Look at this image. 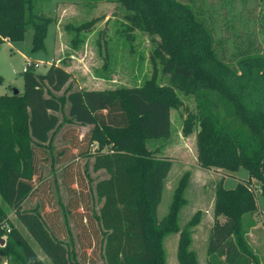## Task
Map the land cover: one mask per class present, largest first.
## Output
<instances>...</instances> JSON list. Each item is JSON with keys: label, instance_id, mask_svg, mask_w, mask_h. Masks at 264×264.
Returning <instances> with one entry per match:
<instances>
[{"label": "trees", "instance_id": "1", "mask_svg": "<svg viewBox=\"0 0 264 264\" xmlns=\"http://www.w3.org/2000/svg\"><path fill=\"white\" fill-rule=\"evenodd\" d=\"M46 1L0 0V45L23 40L32 28L33 50L47 49L45 40L56 18L45 11ZM104 1L121 3L127 20L124 30L140 28L151 35L150 77L140 86L91 90L67 86L57 94L55 90L70 78L68 70L52 65L46 73L37 74L35 68L24 71L22 91L0 94L2 198L55 264H73L70 259L76 256L69 216L79 229V240L87 241L80 253L84 264L97 259L86 247L102 254L106 264H165V238L177 232L180 264H198L190 244L200 210L184 225L179 223L181 208L188 202V171L179 179L167 213L163 217L158 213L174 164L172 157L159 154L172 133L171 109L184 107L183 132L197 130L199 164L248 171V178L233 187L225 186L223 179L216 187L207 264H260L248 237L256 224L257 187L264 199V54L256 35L236 32L234 18L242 17L233 0H221L217 7L206 6L203 0ZM220 9L226 11L228 34L217 36ZM260 19L264 28V8ZM95 22L93 18L66 25L75 32L73 45L81 42V31L91 30ZM109 56L106 51L107 68ZM181 93L195 97V110L185 104ZM67 102L71 116L64 119L91 126L84 131L76 124L66 126L62 138L67 144L54 151L52 136L64 124L57 112H63ZM83 156H93L92 168L105 169L108 176L92 186L78 162ZM56 161H68L62 173L70 193L61 212L64 221L49 184L48 196L40 186L46 184L42 164ZM93 193L102 201L99 212L94 210ZM37 195L42 197L39 206L22 209L27 196ZM3 235L0 254L7 264H44L0 202Z\"/></svg>", "mask_w": 264, "mask_h": 264}, {"label": "rangeland", "instance_id": "2", "mask_svg": "<svg viewBox=\"0 0 264 264\" xmlns=\"http://www.w3.org/2000/svg\"><path fill=\"white\" fill-rule=\"evenodd\" d=\"M206 6L213 5L217 7L221 0H203ZM235 12L240 13L242 19L234 18L236 32L249 31L254 33L257 38L260 51L264 54V28L261 25V12L264 8V0H233ZM45 11L54 16L56 20L50 25L46 37L47 49L33 50V29L29 28L26 36L20 41L6 40L0 45V75L3 81L0 82V94L11 93L15 88L19 91L24 89V70L27 59L40 62V66L35 68V73H46L52 65H59L70 72L69 80L64 86L55 90V93L62 94L67 86L70 90H91L117 88L121 86H140L151 75L153 63L151 52L153 41L151 35L140 28L125 29L127 22L124 17L125 10L121 3L104 0H48L44 3ZM217 15L216 35H227L225 28V10L220 9ZM96 19L91 30H83L80 33L81 42L73 45L74 30H68L66 25L81 24L85 21ZM105 40L107 46L104 45ZM109 51V67H105V53ZM184 102L192 110H195V97L193 95H184ZM63 120L71 116L70 103L67 102L63 112H57ZM187 110L182 108H172V133L169 139L165 141L159 155L172 157L174 164L166 179L163 197L159 205V217H163L169 208L173 191L179 182V179L185 172H189V181L185 189V196L188 202L181 208L179 214V223L182 225L197 211L200 210V221L193 226L192 240L190 247L193 248L198 256V264H207V248L211 227L214 222V200L216 187L221 179L224 185L233 187L238 181L248 178V171L240 168L238 171H230L224 168L211 167L204 168L199 164L197 158L196 132L185 134L183 132L184 118ZM63 126L59 128L52 136V146L54 151L60 146L67 144L62 138L63 129L70 125L76 126L84 131L91 125L64 119ZM82 172L85 170L91 177V184L94 186L98 179L108 176L105 169L94 170L92 168L93 156H83L78 159ZM68 161L64 162H46L42 164L43 177L45 185H40L53 191L56 198L55 205L64 221L63 214L65 204L70 197L67 186L63 183V167ZM86 168V169H85ZM255 180V179H254ZM40 184V182H37ZM254 187L259 185L255 180ZM258 209L253 214L256 224L248 231L249 241L259 255L260 264H264V217L262 210L264 208V199L257 187ZM46 196L49 195L48 189L45 190ZM41 196H27L22 203V209L29 210L39 206ZM0 202L7 209L9 218L20 229L23 237L32 246L34 251L43 260L44 264H55L52 257L44 250L28 226L22 223L18 214L9 206L0 194ZM94 210L99 212L102 201L97 199L93 193ZM49 211V207L44 208ZM77 211L79 217L83 211L82 208ZM81 212V213H80ZM84 213V212H83ZM220 219H224L220 216ZM68 223L72 229L73 243L76 256L71 258L73 264L84 260L80 253L83 250V241L79 240V229L75 225L72 217H67ZM67 236L65 237V239ZM83 238V236H82ZM178 240L179 233H171L166 236L164 244L166 251L165 264H180L178 258ZM65 241V240H64ZM90 256H95L96 261H90L85 264H106L104 256L93 252L91 247H86ZM1 255V254H0ZM5 256L1 255V258ZM83 257V256H82ZM0 263L2 264L1 260Z\"/></svg>", "mask_w": 264, "mask_h": 264}, {"label": "built area", "instance_id": "3", "mask_svg": "<svg viewBox=\"0 0 264 264\" xmlns=\"http://www.w3.org/2000/svg\"><path fill=\"white\" fill-rule=\"evenodd\" d=\"M40 62L39 61H35V60H32V59H27V62L25 64V66L23 67V70L24 71H27L31 68H37L38 66H40ZM3 238H6V235H3L2 236ZM1 245V243H0Z\"/></svg>", "mask_w": 264, "mask_h": 264}, {"label": "water", "instance_id": "4", "mask_svg": "<svg viewBox=\"0 0 264 264\" xmlns=\"http://www.w3.org/2000/svg\"><path fill=\"white\" fill-rule=\"evenodd\" d=\"M18 92H19V89H18V88H15V89H14V93H18ZM0 243H1V244H4V243H5V238L0 237Z\"/></svg>", "mask_w": 264, "mask_h": 264}, {"label": "crops", "instance_id": "5", "mask_svg": "<svg viewBox=\"0 0 264 264\" xmlns=\"http://www.w3.org/2000/svg\"><path fill=\"white\" fill-rule=\"evenodd\" d=\"M68 71H69V70H68ZM0 260H1L2 264H7V260H6V258H4V257L1 258V255H0ZM0 264H1V263H0Z\"/></svg>", "mask_w": 264, "mask_h": 264}]
</instances>
